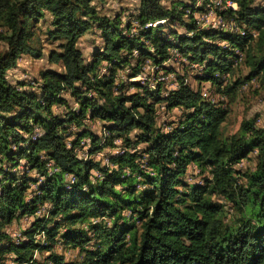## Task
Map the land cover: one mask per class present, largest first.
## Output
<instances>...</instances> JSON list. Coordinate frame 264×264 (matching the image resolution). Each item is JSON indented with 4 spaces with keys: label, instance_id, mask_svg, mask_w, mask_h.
I'll return each instance as SVG.
<instances>
[{
    "label": "trees",
    "instance_id": "obj_1",
    "mask_svg": "<svg viewBox=\"0 0 264 264\" xmlns=\"http://www.w3.org/2000/svg\"><path fill=\"white\" fill-rule=\"evenodd\" d=\"M105 1L0 0V264H264V128L253 116L224 136L229 109L203 94L264 86V5L223 0L233 31L201 25L213 0H140L124 17L101 14ZM47 13L62 68L12 83L22 55L43 56L32 40ZM94 28L88 58L79 40ZM239 60L248 73L231 81ZM161 105L181 113L159 123Z\"/></svg>",
    "mask_w": 264,
    "mask_h": 264
},
{
    "label": "rangeland",
    "instance_id": "obj_2",
    "mask_svg": "<svg viewBox=\"0 0 264 264\" xmlns=\"http://www.w3.org/2000/svg\"><path fill=\"white\" fill-rule=\"evenodd\" d=\"M140 0H106L103 3H96V7L99 12L103 15L114 17L117 13L123 12L124 15H128L133 12L138 7ZM190 1V0H186ZM204 0H198L197 5H202ZM257 5H264V0H256ZM237 7V6H236ZM204 12V11H203ZM212 9L207 13H198L201 17H208L211 14ZM51 16L47 13L45 19L41 20L35 27V36L32 40V44L38 47H42L43 56L41 58H35L31 55H22L17 62V65L8 70L7 75L12 83H17L19 81H24L29 87H33L37 80L40 79V74L43 70L56 69L61 70L59 64L52 63L49 59V54L52 50L57 49L58 42H52L47 39L46 31L49 27ZM212 19V17H211ZM219 25V24H215ZM229 30V29H228ZM103 44V38L101 36V31L98 28H94L92 31L83 35L79 40V46L84 52V54L89 58L92 52ZM239 64L236 66L237 70L231 75L230 80L234 81L239 77H244L248 73V69L243 63V60H239ZM176 70L181 74L185 73L187 80L193 85V87H198V82L193 77V70L183 68L182 64L178 62H171ZM148 70H152V67L147 66ZM172 77V76H171ZM168 79V78H166ZM170 88L176 85L169 82ZM175 85V86H174ZM204 91H208L209 95L215 100L222 102L225 107H228L229 113L227 120L221 126V133L224 136L231 135L238 131L239 126L244 118H249L257 116V125L264 128V86L260 83L257 78L245 82V84L238 90L231 94L222 95L221 92L217 90V87H212L210 83L203 84ZM27 86V87H28ZM158 121L162 123L167 120H172L176 118L181 111L179 109H174L170 114L162 107L159 108ZM95 129L100 128V123L97 122L92 124ZM120 143V140H117ZM110 151V149H106ZM102 156V154H101ZM256 162V153H252L249 158L243 160L238 164L237 167L243 170L253 168ZM198 168L191 166L189 168V175L187 176L188 181L195 182L200 181L202 177L198 174ZM228 218H233L235 214L230 208L227 210ZM31 222L30 218L24 217L19 221H15L7 227V230L11 232L13 237L19 238L22 231L29 226ZM60 251L64 249L59 248ZM66 255L69 259L76 258L78 254V249H69Z\"/></svg>",
    "mask_w": 264,
    "mask_h": 264
},
{
    "label": "built area",
    "instance_id": "obj_3",
    "mask_svg": "<svg viewBox=\"0 0 264 264\" xmlns=\"http://www.w3.org/2000/svg\"><path fill=\"white\" fill-rule=\"evenodd\" d=\"M228 8H235V2L227 1V2H217V0H213V7L212 12L208 17H199L201 19L202 26H212L215 24H222L224 25V29H232L233 31H237L240 27L237 26L236 22L232 19L224 18L221 14V10H225ZM212 17V19H211ZM255 33V32H254ZM150 65L146 64V67ZM142 77V76H138ZM144 78V77H143ZM205 97H211L208 91H204Z\"/></svg>",
    "mask_w": 264,
    "mask_h": 264
},
{
    "label": "bare ground",
    "instance_id": "obj_4",
    "mask_svg": "<svg viewBox=\"0 0 264 264\" xmlns=\"http://www.w3.org/2000/svg\"><path fill=\"white\" fill-rule=\"evenodd\" d=\"M217 2H223V0H217ZM210 15V14H209Z\"/></svg>",
    "mask_w": 264,
    "mask_h": 264
}]
</instances>
